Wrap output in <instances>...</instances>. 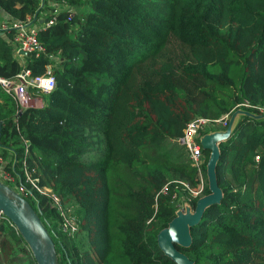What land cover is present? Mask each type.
Returning a JSON list of instances; mask_svg holds the SVG:
<instances>
[{
  "label": "trees",
  "instance_id": "obj_1",
  "mask_svg": "<svg viewBox=\"0 0 264 264\" xmlns=\"http://www.w3.org/2000/svg\"><path fill=\"white\" fill-rule=\"evenodd\" d=\"M65 1L57 11L47 0H0L11 18H57L38 30L44 49L24 60L13 30L0 31V75L34 76L50 63L56 76L53 89L35 90L41 106L18 111L9 96L10 109L0 110L6 167L16 179L26 181V170L38 177L77 219V230L66 231L50 196L24 193L60 264H177L158 233L176 215L173 181L198 180L178 139L197 116L264 113V0ZM220 148L224 196L191 227L192 244L178 247L196 264H264V117L242 115ZM202 150L206 194L210 150ZM118 168L132 171L137 186L118 191ZM68 202L78 204L77 216ZM0 250L10 252L4 264H38L11 222L0 225Z\"/></svg>",
  "mask_w": 264,
  "mask_h": 264
},
{
  "label": "built area",
  "instance_id": "obj_2",
  "mask_svg": "<svg viewBox=\"0 0 264 264\" xmlns=\"http://www.w3.org/2000/svg\"><path fill=\"white\" fill-rule=\"evenodd\" d=\"M47 2L54 6L57 11L68 6V3L65 0H47ZM73 14V11L69 13V20L72 19ZM56 19L57 18L55 14L46 17L43 16L36 21L31 15H28L27 18L23 19H14L13 22H11L7 26V28L14 31L13 43L15 45L17 53L20 52L22 54L23 52H35L38 54L40 51H42L44 49V45L39 39L38 30L41 27H46L53 24ZM55 85L56 76L53 72V66L50 63L46 65L45 72L34 76L31 75V71L29 69L22 70L14 77H6L0 75V86L15 100L18 111H23L29 106H34L31 103V96L32 94H34L35 90L45 92L53 89ZM243 104L247 106L250 105V103L247 102H244ZM229 117L230 116L228 113L220 119L211 118L208 116H197L194 119L190 120L184 128V133L181 137H179L178 140L180 144L184 145L188 149L189 156L192 160V165L197 169L198 180L195 184H192L191 182L185 180L173 181L174 183L172 184L171 197L176 206V209L178 207L184 208V206L182 205L178 206L179 201L183 202L186 200L187 202L193 204L192 200L194 198L198 199L200 196L205 194V157L200 140L202 129L207 125H211L212 122L218 123V121L221 119H224V124L226 125ZM6 164L7 161L0 153L1 180L10 184L14 189L22 193L23 195H25L24 193L34 195L33 189H37L38 191L47 194L52 199V205L57 206L64 216V220L62 223L63 229L71 233L77 230L78 223L75 218L67 214L59 193L53 190V188H51L50 186L40 184L39 178L32 176V174L27 170L26 181H23L22 179H16L11 171L7 169ZM10 181H12L13 184H11ZM26 182L30 183V186H28ZM162 192H168L167 185L163 188ZM8 222L12 223L10 218L7 217L4 211L0 209V225Z\"/></svg>",
  "mask_w": 264,
  "mask_h": 264
},
{
  "label": "water",
  "instance_id": "obj_3",
  "mask_svg": "<svg viewBox=\"0 0 264 264\" xmlns=\"http://www.w3.org/2000/svg\"><path fill=\"white\" fill-rule=\"evenodd\" d=\"M242 115L252 118L264 117V113L238 107L231 114L225 129L210 130L200 136L202 147L210 150L207 162L210 192L200 196L195 205L185 202L184 208L178 207L173 219L158 233L160 248L177 264H196L195 260L178 246L189 247L192 244L191 227L201 220L209 206L221 202L224 196L217 174L221 157L220 144L232 135ZM1 127L0 123V129ZM0 209L22 234L38 264H60L56 243L35 207L25 195L1 179Z\"/></svg>",
  "mask_w": 264,
  "mask_h": 264
},
{
  "label": "rangeland",
  "instance_id": "obj_4",
  "mask_svg": "<svg viewBox=\"0 0 264 264\" xmlns=\"http://www.w3.org/2000/svg\"><path fill=\"white\" fill-rule=\"evenodd\" d=\"M31 103L32 105L34 106H38V104H43L44 103V98L41 97V95L37 96L35 93L32 94L31 96ZM226 115V114H225ZM225 115H223L222 117H224ZM220 117V118H222ZM220 118H217V119H220ZM222 121V122H221ZM224 119H221L218 121V129H225L228 124H224ZM136 170L140 172V169L138 167H136ZM113 178H114V182L115 184H117V190L118 191H123V186H121L120 184L122 183H129V184H132L133 186H137V177L136 175L132 172V171H125L124 169H121V168H118L115 170L114 174H113ZM185 202H187L186 200L185 201H179L178 203V206H185ZM77 203L75 202H68V206H69V212L71 214H76V210H77ZM75 210V211H73ZM74 215H72L73 217ZM75 217V216H74ZM77 220V219H76ZM10 260V252L9 251H4V250H0V264H4V261H9Z\"/></svg>",
  "mask_w": 264,
  "mask_h": 264
},
{
  "label": "crops",
  "instance_id": "obj_5",
  "mask_svg": "<svg viewBox=\"0 0 264 264\" xmlns=\"http://www.w3.org/2000/svg\"><path fill=\"white\" fill-rule=\"evenodd\" d=\"M16 19V18H11L9 16V14L0 7V31L3 35H6L7 34V31L9 30L7 28V26L13 22V20ZM11 28V27H10ZM13 33V40H14V32L12 31ZM14 44V43H13ZM14 48H15V45H14ZM14 53H15V56H18L21 60H24L25 58L23 57V55L25 54L26 55V52H23L22 54L20 52L17 53L16 49H14ZM28 54V53H27ZM34 93L39 96L38 93H36V91H34ZM11 96L10 94H8L1 86H0V110L2 111H8L10 109V104L12 103L11 99H9ZM11 100V101H10ZM7 102H9V105H7ZM42 104H38V106H41ZM0 123L2 124V122L0 121ZM1 130V129H0ZM9 149V152L12 151L13 149L11 147H8ZM1 148H0V153L1 155L4 157V159L8 162L9 161V158L10 156L8 157H5L2 152H1Z\"/></svg>",
  "mask_w": 264,
  "mask_h": 264
}]
</instances>
